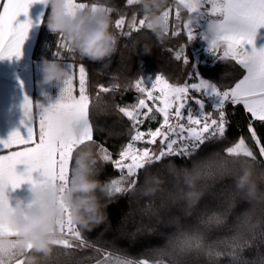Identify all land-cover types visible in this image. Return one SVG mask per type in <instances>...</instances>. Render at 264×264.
<instances>
[{
	"label": "snow or ice",
	"instance_id": "6c2138e0",
	"mask_svg": "<svg viewBox=\"0 0 264 264\" xmlns=\"http://www.w3.org/2000/svg\"><path fill=\"white\" fill-rule=\"evenodd\" d=\"M34 3L47 6L48 0H0V9H2L0 10V61L22 57L23 45L28 39L34 22L31 19L19 22L18 17L21 14L27 16L30 6ZM175 3L187 9L189 13L188 19L182 23V29L186 32L188 41L196 38L192 27L193 14H198L207 20L219 21L220 29L224 33V36L219 38L223 40V47L218 48L216 40L210 38L207 33L202 34L201 38L208 40L207 50L210 53H220L215 57L218 61L231 59L241 66L245 74L235 82L234 86L224 90L220 89L215 82L201 78L197 72L192 74L198 78L195 82L190 78L184 83H172L165 76L157 75L151 86L147 87L142 79H137L133 87L144 98H139L137 103L130 107L118 109L128 118L134 131V134L129 137L131 142L122 147L118 153V159H114L104 145H96V154L100 160L111 163L119 170V179H111L109 182L115 193L130 191L136 186L140 171L163 158L173 155H191L207 141H223L228 128L225 109L229 104L242 106L250 114L248 130L251 139L258 147L259 154L264 156V140L258 136L253 124L255 121L264 123V46L257 48L255 44L258 30L264 28V0H175ZM102 5L95 2H83V0L67 2L70 14L82 9H89L94 13L100 10L110 13L113 11L110 6L103 5L102 8ZM126 5H139V0H126ZM171 13V8L163 12L168 25ZM180 16L181 13L177 8L175 18L179 20ZM43 22L41 18L37 23ZM146 23L144 16L137 22L136 14L128 20L124 15H120L114 21L113 27L121 35L130 38L132 32L141 31ZM57 34L60 43L53 55L58 61L67 62L68 75L62 82L60 97L55 103L47 107L41 106L40 103L36 104V108L39 109L38 131L33 114V102L25 95L22 109L27 119L26 136L16 130L7 140H0V153H6L0 154V182L7 185V190L9 187L13 190L18 189L25 183L31 184L32 187L37 183L67 186L77 148L85 144H96L93 125L90 121L91 98L87 88L88 71L83 63L78 66L75 64V49L71 47L63 34ZM181 34L179 30L171 32L173 37ZM173 51L177 61L189 63L183 48ZM118 87L119 85L111 84L99 85L97 98L100 92L108 93ZM194 93L218 98L219 102L213 106L215 117L206 111L203 99ZM146 101H152L154 104L159 101L155 111L162 116V122L155 130L151 128L142 130L140 127L145 119L156 118L150 116L153 113V107ZM192 104L197 106L195 110ZM80 123H84L85 127L77 136L75 128ZM136 142H142L145 145H155L159 142L162 147L157 154L148 147L137 148ZM224 152L226 156L235 159L256 158L243 136L226 146ZM19 165L25 166L23 172L17 171ZM33 173H39L41 178L34 179ZM31 206L32 202L27 205V208ZM59 232L62 238L54 241L56 246L65 249L92 247L73 223L70 209H65L64 219L59 224ZM0 234L11 237L18 235L9 226L2 224H0ZM18 243L19 241H16L13 244L6 256L0 255V264H24L25 253L15 251ZM30 249L31 245H29ZM95 251L100 252V249ZM97 264H148V262L127 257H114L109 253L103 260H97Z\"/></svg>",
	"mask_w": 264,
	"mask_h": 264
},
{
	"label": "trees",
	"instance_id": "16d2710c",
	"mask_svg": "<svg viewBox=\"0 0 264 264\" xmlns=\"http://www.w3.org/2000/svg\"><path fill=\"white\" fill-rule=\"evenodd\" d=\"M83 2L110 6L113 9L111 12L113 23L120 15H124L128 20L136 14L137 22L144 16L140 5L127 6L126 0H83ZM168 8L172 11L179 8L181 16L177 20L174 15L172 19L176 24L168 28V34L162 40L146 26L139 32H132L131 37L128 38L121 35L112 24V31L117 37V51L110 58L111 63L108 66H103L107 63V59L104 62H93L75 53V64L78 66L83 63L88 71L87 88L91 98L90 121L96 141V144L92 145L95 150H97V144L104 145L114 159L118 157L122 147L130 142V135L134 134L130 121L118 109L137 103L140 93L133 87L137 79L163 75L172 83H184L190 78L195 80L192 74L196 69L201 78L215 82L220 89L224 90L232 87L244 73L241 66L231 59L218 61L215 58L210 63L196 64L194 53L182 29V21L188 14L187 9L177 5L174 0H168L165 10ZM50 11L48 5L33 50V58L57 59L53 53L57 51V45L60 43L59 36L52 33L46 26ZM176 30L181 31L182 34L173 37L171 32ZM181 48L189 59L187 64L174 58L173 50ZM101 84L119 85V87L108 93L100 92L97 98L98 86ZM225 111L228 128L223 141H207L191 155L166 157L141 170L136 184L137 189L143 184L146 174H154L160 178V190L154 196H143L138 190L135 192L130 190L126 193L114 192L110 198L102 196V202L108 205L107 218L99 225H94L91 231L82 230L79 225H76L92 247L65 249L54 246V253L45 264H94L106 256L107 250L134 260H145L151 264L157 258V252L160 249L183 234L202 237L205 252H190L183 259L182 264H210L208 253L227 250L232 243L229 229L210 228L202 221L214 211L227 208L229 198L234 195L233 179L230 176L218 174L214 179L201 181L200 187L205 194L195 207L188 208L180 199L182 191L186 188L182 170L192 169L194 163L210 161L214 157L232 159L226 156L224 149L240 136L246 139L256 158L241 157L239 159L251 160L255 163L258 172L264 171V156L259 154L258 147L251 139L248 130L250 114L242 106L231 104L226 106ZM150 115L156 118L145 119L141 125L142 129L156 128L159 125L160 115L156 111ZM253 124L258 136L264 140V123L255 121ZM97 158L101 168L97 177L99 180L110 182L120 174L111 163L101 161L98 155ZM73 163L74 156L71 168ZM173 200L178 202L173 204ZM162 204L167 207L161 210L158 217L154 211ZM247 206L246 203L240 202L233 217ZM96 249H100V252H96ZM260 251L264 252V246ZM255 254V248L245 253L249 258L254 257ZM218 264H230V260L224 256L218 259Z\"/></svg>",
	"mask_w": 264,
	"mask_h": 264
},
{
	"label": "clouds",
	"instance_id": "9594fccd",
	"mask_svg": "<svg viewBox=\"0 0 264 264\" xmlns=\"http://www.w3.org/2000/svg\"><path fill=\"white\" fill-rule=\"evenodd\" d=\"M68 0H48L50 13L46 26L54 34H63L68 43L83 59L93 62L111 63L110 58L117 51V37L112 31L111 13L106 10L92 12L82 9L70 14ZM168 0H139V5L147 21L146 27L159 39L166 38L168 24L163 12ZM104 7L103 5L101 6ZM206 32L216 40V46L223 47L224 36L217 19L207 22ZM146 53L149 51H145ZM43 85H60L68 75V69L57 61L44 59L40 66ZM43 106L42 103H40ZM84 123L76 126V135L84 129ZM218 156V154H217ZM174 167V166H173ZM101 171L96 150L92 144L79 146L74 153V163L67 186L60 184L37 183L31 188L32 206L25 209L24 200L17 199L16 206L10 203L7 185L0 182V224L9 226L16 237L0 234V255H7L16 241L15 251L23 252L24 264H45L54 253V241L61 239L59 224L64 219L65 209L71 210V218L82 230L91 231L107 218V204L101 197L110 198L114 191L108 182L97 177ZM185 190L182 199L188 208L195 207L205 192L200 187L203 180L214 179L218 174L230 176L234 182V195L227 208L214 211L202 223L210 228H228L232 243L219 253H208L210 264H218V259L227 256L230 264H264V171H257L251 160L214 157L210 161L194 163L192 169H183ZM161 180L154 174H146L139 189L143 196H154L160 190ZM173 200L172 203H177ZM240 202L248 206L239 213L235 209ZM162 204L155 209L159 217ZM231 220V223L229 221ZM162 222V218H161ZM29 245L31 249L29 250ZM255 248L256 254L249 258L245 253ZM205 252L202 237L183 234L170 241L157 252L151 264H182L190 252ZM168 257V259H164Z\"/></svg>",
	"mask_w": 264,
	"mask_h": 264
},
{
	"label": "crops",
	"instance_id": "0c3cea01",
	"mask_svg": "<svg viewBox=\"0 0 264 264\" xmlns=\"http://www.w3.org/2000/svg\"><path fill=\"white\" fill-rule=\"evenodd\" d=\"M47 6L42 3H34L30 6L27 16L21 14L18 17L19 22H24L27 19H31L34 22L33 27L30 29L28 39L23 45V55L19 59H16L14 57L11 60L5 59L0 61V140H7L9 135L16 130H19L21 134L26 136L27 119L24 116V112L22 109L25 95H27L33 102V114L37 121V131V114L39 109L36 108V104L42 103L47 107L51 103H55L60 97L62 84L53 86L43 85L40 83V81L42 80L40 66L45 58H33L32 56L42 24L37 22L41 18L44 19ZM197 21L201 22L200 34L198 35L200 40L198 39L196 41L197 48H200L199 44L201 43V46L203 45L205 47L204 48L202 46L205 54L208 53L209 55H214L213 57L215 58L216 56L220 55V53H210L207 50L209 46L208 40L201 38L202 34L207 33L206 28L208 20L202 18L201 20ZM255 44L257 48L264 46V28L258 30ZM47 60L57 61L61 64L62 67L67 69L66 61H58L57 59ZM244 74L245 72L243 73V75ZM21 82H23V87H21ZM76 87L78 89V82L76 83ZM24 169V165H19L17 171L23 172ZM33 177L34 179L41 178L39 176V173H33ZM31 188L32 185L29 183H25L20 188L15 190L9 187L8 195L11 197V205L15 207L17 199H23V207L27 209V205L31 203L32 200Z\"/></svg>",
	"mask_w": 264,
	"mask_h": 264
},
{
	"label": "rangeland",
	"instance_id": "374dc122",
	"mask_svg": "<svg viewBox=\"0 0 264 264\" xmlns=\"http://www.w3.org/2000/svg\"><path fill=\"white\" fill-rule=\"evenodd\" d=\"M174 2H175V0H174ZM172 10V9H171ZM174 15H175V10L174 11H172V13H171V15H170V20H169V25H168V28H170V26L171 25H174V24H176V22L175 21H173V17H174ZM188 16H189V14H187L186 15V17H185V19L183 20V21H186L187 19H188ZM199 18V19H198ZM202 18L198 15V14H193V16H192V27H193V29H194V31H195V33H196V38L193 40V41H189L188 43H189V45H190V47H191V49H192V51H193V53H194V59H195V63L197 64V63H210V62H212L215 58L213 57L214 55H209L208 53L207 54H205V51L203 50V47L201 46V43L199 44V47L200 48H197V44H196V41L199 39V37H198V35L200 34V26H201V22H198L197 20H201ZM204 19V18H203ZM183 21H182V23H183ZM175 22V23H174ZM185 33V35H186V32H184ZM200 40V39H199ZM205 48V47H204ZM194 72H197L196 71V69H195V71ZM154 78L155 77H149V76H146V77H144V78H141L143 81H144V83H145V86H147V87H150L151 86V83H152V81L154 80ZM198 78L195 76V80H194V82L197 80ZM157 95H158V93H156ZM194 95H196L197 97H199V98H201V99H203V102H204V104H205V108H206V111L207 112H209V113H212L213 114V116L215 117L216 116V114H215V112H214V110H213V106L215 105V104H217L219 101H218V98H216V97H214V96H211V95H205V96H202L200 93H194ZM139 98H144L143 96H142V94H140V97ZM148 104H149V106H151V107H153V111H155V107L156 106H159V101H156L155 102V104L152 102V101H146ZM190 103H191V101H190ZM192 106V108L195 110L196 109V105L195 104H192L191 105ZM146 111V110H145ZM159 114V113H158ZM150 116H153V115H150ZM143 118V117H142ZM151 120V119H150ZM162 122V116H160V120H159V125H160V123ZM158 125V126H159ZM157 126V127H158ZM141 127V126H140ZM156 127V128H157ZM149 128V127H148ZM148 128H145V129H142V130H147ZM156 128H151L152 130H155ZM131 142V141H130ZM136 147L137 148H143V147H148V148H150V149H152V151L153 152H156L157 154L159 153V150H160V148L162 147L160 144H159V142H157V144H155V145H145V144H143L142 142H136ZM119 157H117L116 159H118ZM120 175V174H119ZM119 175L116 177V178H114V179H119ZM109 183V182H108ZM109 253H111L114 257L115 256H120V257H126V256H123V255H121V254H118V253H115V252H112V251H110V250H107V253H106V255L107 254H109ZM128 258V257H127ZM104 259V258H103ZM102 259V260H103ZM137 261H139V260H137ZM94 264H97V263H94Z\"/></svg>",
	"mask_w": 264,
	"mask_h": 264
},
{
	"label": "built area",
	"instance_id": "2783aa9c",
	"mask_svg": "<svg viewBox=\"0 0 264 264\" xmlns=\"http://www.w3.org/2000/svg\"><path fill=\"white\" fill-rule=\"evenodd\" d=\"M186 122V121H185ZM186 135V134H185ZM175 138V137H174Z\"/></svg>",
	"mask_w": 264,
	"mask_h": 264
}]
</instances>
